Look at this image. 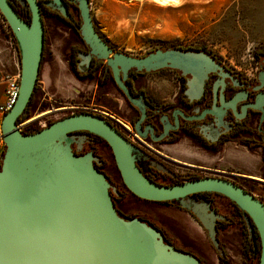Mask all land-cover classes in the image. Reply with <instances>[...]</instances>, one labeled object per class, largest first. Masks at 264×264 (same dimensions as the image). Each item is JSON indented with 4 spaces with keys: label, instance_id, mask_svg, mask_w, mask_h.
Here are the masks:
<instances>
[{
    "label": "water",
    "instance_id": "obj_1",
    "mask_svg": "<svg viewBox=\"0 0 264 264\" xmlns=\"http://www.w3.org/2000/svg\"><path fill=\"white\" fill-rule=\"evenodd\" d=\"M30 21L22 19L9 0H0V13L7 22L19 51V91L15 103L2 116L1 138L5 145L0 165V264H202L189 252L164 242L155 226L138 217H124L115 209L106 175L93 165L91 152L76 155L70 146L75 131H88L103 138L111 148L125 187L134 196L148 201L178 200L206 231L213 247L220 250L216 219L224 218L208 202L183 198L197 192H216L233 201L256 227L260 239L257 264H264V205L231 181L219 177H200L164 185L146 177L136 164L133 145L102 117L90 112H74L52 121L46 127L22 133L16 126L23 116L36 84L43 51L44 27L36 0H25ZM81 24L79 34L89 47L80 52L78 62L87 64L92 56L110 67L116 84L122 86L127 71L176 69L189 75L186 94L197 98L209 73L221 76L214 91L224 86L229 72L203 50L158 48L143 56H133L112 47L96 31L88 0H74ZM66 19L71 20L63 0H48ZM263 68L257 73L258 90L264 87ZM245 93L229 100L220 97L197 119L208 113L220 117L226 108L236 111ZM250 108L262 110L264 92L255 94ZM242 114L245 106L242 105ZM181 114V112L179 111ZM241 114V115H242ZM175 124L178 117L174 115ZM167 119L163 115L162 120ZM115 189V188H114ZM249 230L253 234V227ZM221 252V251H220Z\"/></svg>",
    "mask_w": 264,
    "mask_h": 264
},
{
    "label": "rangeland",
    "instance_id": "obj_2",
    "mask_svg": "<svg viewBox=\"0 0 264 264\" xmlns=\"http://www.w3.org/2000/svg\"><path fill=\"white\" fill-rule=\"evenodd\" d=\"M88 3L96 31L114 51L143 56L158 48H197L239 76L256 80L261 61L258 55L264 47V0H181L179 4L165 6L150 0H88ZM73 13L78 11L73 10ZM42 19L45 42L40 81L27 118L36 121L47 115L54 121L78 110L76 108L81 105H106L109 100L102 95V87L95 79H79L67 62L65 50L78 40L74 30L52 12ZM6 30L0 17V61L3 63L8 58L9 37L15 45L13 36ZM163 74L155 75L157 82L152 84L158 102L168 97L174 87L172 73L165 71ZM109 92L117 96L112 86ZM110 101L112 105L117 104V101ZM246 146L245 140H227L220 155L216 159L207 158L203 164L225 171L234 169L237 164L246 173L260 177L254 169L259 163L257 152L260 150L252 148L253 152L249 153ZM99 149L107 158L106 171L115 188L123 193L118 202L123 213L150 220L169 239L193 251L203 264H253V259L247 255L246 233L240 220L235 219L228 229L220 232L219 251L223 255L220 262L206 231L189 212L173 204L134 196L123 184L110 149L105 144ZM183 150L191 151L182 146L171 155L187 163L199 162L192 151V155H185L181 153ZM175 168L184 170V166ZM219 208L226 211L222 202Z\"/></svg>",
    "mask_w": 264,
    "mask_h": 264
},
{
    "label": "flooded vegetation",
    "instance_id": "obj_3",
    "mask_svg": "<svg viewBox=\"0 0 264 264\" xmlns=\"http://www.w3.org/2000/svg\"><path fill=\"white\" fill-rule=\"evenodd\" d=\"M36 1L38 2L39 7L43 4L50 10H55L53 5H46V1L48 0ZM9 2L15 11L28 10L25 0H9ZM63 2L65 3L64 0ZM0 15L2 16L1 13ZM4 23H6L4 25L7 27L6 32H9L13 36L5 19ZM77 38L78 40L68 46L65 50L67 62L74 75L79 79L87 80L93 78L98 86H100L99 83L101 80L106 78L109 79L103 86H101L102 95L106 96V99L109 100L106 101V105L97 103H90L89 105L103 109L105 112L114 114L115 116H119L132 126L142 141H140V145L130 143L133 145L136 164L146 177L164 185L177 184L207 176L224 178L253 195L264 205V105L262 110L253 109L247 105L253 100L256 93L259 91L264 92V87L258 90L253 89L257 84V76L254 81L249 78L241 77L214 58L224 67L223 71L229 72L232 78L238 81V84H234L233 80L227 76L223 78L224 86L221 87V85H218L214 91V82L219 80L221 76L218 72H212L208 74L201 94L197 98L193 97V99L190 100V96L185 92L187 88L186 81L188 80L189 75H183L176 69L162 68L150 72L130 69L127 71L125 78H123L120 73L122 81V86H120L119 84H116L112 71L104 60L92 56L87 64H82L81 68L79 67V53H88L89 47L84 43L81 36H77ZM44 42L45 28L43 48ZM14 43L16 49H18L16 41ZM263 58L264 57H261L259 70L263 68ZM165 71L172 73L173 80H171V83H173L172 85L174 87L168 97L165 96L158 102L152 84L157 82L155 75H165L163 74ZM38 76L35 84L36 90L40 81ZM109 86H112L117 95L116 97L109 92ZM240 92L245 93V95L238 102L236 111L226 108L220 117H214L205 113L202 118H196L202 114L203 111L210 109L213 106V103L219 105L221 95L223 96V99L227 101ZM93 97L94 95H92V98ZM110 100L117 101V104L115 103V105H112ZM242 105L245 106V112L243 114L241 109ZM163 115L167 116L166 120H162ZM174 115L178 117L177 125L174 121ZM42 119L49 123L52 122L50 121L52 118L47 115H44ZM39 120L40 119L34 121L33 126H36ZM70 134L74 136L70 143L72 151L76 155H83L87 152L93 154L95 157L93 160L94 167L106 175L108 182L112 186L109 188V192L115 209L120 215L129 217V215L123 213L118 206V202L121 200L123 193L115 188L112 177L106 171L107 158L99 149L102 144H105L110 149L111 156H113L111 148L107 142L103 138V140H101L98 135L88 131H75ZM230 139L245 140L247 144L246 149L249 153H251L252 148H258L256 150H260V152H257L259 163L256 168H254L255 172H257L260 177L246 173V171L240 169L241 167L237 166V164H235L233 166L234 169L230 171L220 170L217 169V167L203 164V162L207 161V158L213 159L208 156L220 155L219 153L223 143ZM182 146L197 150L208 156L193 154L198 161L202 162L199 164L187 163L173 157L171 154L175 153V150ZM181 153L192 155V152L187 150H183ZM183 166L184 170L182 171L175 168ZM183 200L186 203L190 201L208 202L211 208L224 216L222 219H216L215 222L218 240L221 231L228 229L229 225L235 222V219L240 220L243 224L242 229L246 233L247 241L245 242V247L249 257V249L252 244V240L249 236L253 235L249 230V227L251 225L254 232L255 226L251 220L249 222L246 221L247 215L233 201L225 198L219 193L206 191L190 194L183 198ZM169 202L186 210L194 217L190 211L179 204L178 200H170ZM220 202L225 205L226 211L219 208ZM136 216L159 229L163 235L164 242L173 245L178 250L189 252L197 257L193 251L182 248L176 244L175 241L169 239L159 226L148 219L138 215ZM255 231H257L256 228ZM197 258L199 259V257Z\"/></svg>",
    "mask_w": 264,
    "mask_h": 264
},
{
    "label": "built area",
    "instance_id": "obj_4",
    "mask_svg": "<svg viewBox=\"0 0 264 264\" xmlns=\"http://www.w3.org/2000/svg\"><path fill=\"white\" fill-rule=\"evenodd\" d=\"M1 20L4 22L3 17L0 15ZM6 24V23H4ZM7 43L9 46L7 47V53H8V58L6 60V63H3L0 61V85H3V98L0 102V114L3 116L15 103L17 96H18V91H19V59L17 55V49L16 46L12 45V42L9 39L7 40ZM76 109L78 110H73V112L77 111H87L96 115H99L102 117L104 120L109 122L116 130H118L121 135L127 139L129 142L134 143L136 145H140V141L142 139L139 137V135L134 131L132 126L126 122L124 119H122L119 116H115L114 114H110L108 112H105V110L100 109L95 106H84L81 105L77 107ZM35 119L32 117L26 118L22 121H19L16 123L17 128L19 129L20 132L22 133H32L37 130H40L44 127H46L49 122L40 119L37 123L36 126H33V122ZM52 121V119L50 120ZM4 143L1 138V133H0V165H1V159H2V153L4 151Z\"/></svg>",
    "mask_w": 264,
    "mask_h": 264
},
{
    "label": "trees",
    "instance_id": "obj_5",
    "mask_svg": "<svg viewBox=\"0 0 264 264\" xmlns=\"http://www.w3.org/2000/svg\"><path fill=\"white\" fill-rule=\"evenodd\" d=\"M64 1L66 3L67 10H68V12H69V14L71 16V20L66 19L65 17H63L56 9L55 10H50L49 8L45 7L43 4L40 5L41 14L43 16V15L49 14L50 12L54 13V15L57 18L61 19L65 23H67L74 30V32L76 33L77 36H80V34H79V26L81 24V18L79 16V11H78L77 5L74 2V0H72L73 2L71 0L70 1L64 0ZM73 10H77L78 13H73ZM16 12L25 21H27V22L30 21V12H29V9L28 10L27 9H25V10H19V11L16 10ZM14 40H15V38H14ZM166 48H169V47H166ZM176 48H181L183 50H188V49L199 50L197 48H182V47H176ZM17 52H18V58H19V51H18V49H17ZM254 54H256V53H254ZM258 56L264 57V47L262 49V52L259 53ZM42 59H43V55L41 57V61H42ZM107 80H109V79L106 78L104 80H101L100 83H99L100 87L103 86L107 82ZM35 92H36V87H34V89H33L32 95H31V97L29 99V102L27 104V107H26V110H25L24 115L23 116H20L19 118H17V122L26 119L28 117V115L30 114V106L32 104V101H33V97H34ZM99 138L101 140H103L101 137H99ZM225 198H227V197H225ZM159 202H164V203L171 204L169 201H159ZM129 217H137V216L136 215H133V214H130ZM150 225H152V224H150ZM255 228L256 227H254L253 235H251L252 237L249 236L250 239L252 240V244L250 245V249H249V257L253 259V264H257L258 263V261H259V255H260V239H259L258 232L255 231ZM215 249L218 250L217 248H215ZM218 259H219L220 262L223 261V255H222V253L219 250H218Z\"/></svg>",
    "mask_w": 264,
    "mask_h": 264
},
{
    "label": "crops",
    "instance_id": "obj_6",
    "mask_svg": "<svg viewBox=\"0 0 264 264\" xmlns=\"http://www.w3.org/2000/svg\"><path fill=\"white\" fill-rule=\"evenodd\" d=\"M7 56H8V53H7ZM2 98H3V85H0V102H1V100H2ZM1 119H2V115L0 114V123H1ZM0 133H1V130H0ZM187 148H189V147H187ZM190 149V148H189ZM178 150V149H177ZM191 151L194 153V154H201V155H204V156H208V155H205L204 153H201V152H199V151H197V150H194V149H191ZM217 156V155H216ZM216 156H208V157H211V158H213V159H216L217 157ZM200 162V161H199ZM198 162V163H199ZM200 163H202V162H200Z\"/></svg>",
    "mask_w": 264,
    "mask_h": 264
},
{
    "label": "bare ground",
    "instance_id": "obj_7",
    "mask_svg": "<svg viewBox=\"0 0 264 264\" xmlns=\"http://www.w3.org/2000/svg\"><path fill=\"white\" fill-rule=\"evenodd\" d=\"M153 2H156L157 4L161 5V6H165V5H170V4H179L181 2V0H150ZM43 20V19H42ZM80 112H84V111H80ZM93 114V113H92ZM51 123V122H50ZM49 123V124H50ZM48 124V125H49ZM38 131V130H37ZM247 155V154H246Z\"/></svg>",
    "mask_w": 264,
    "mask_h": 264
}]
</instances>
